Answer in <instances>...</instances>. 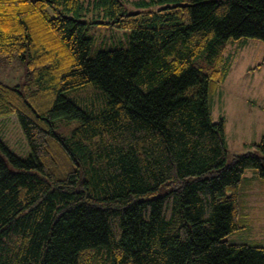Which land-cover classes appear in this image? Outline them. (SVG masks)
Returning a JSON list of instances; mask_svg holds the SVG:
<instances>
[{
    "label": "trees",
    "instance_id": "trees-1",
    "mask_svg": "<svg viewBox=\"0 0 264 264\" xmlns=\"http://www.w3.org/2000/svg\"><path fill=\"white\" fill-rule=\"evenodd\" d=\"M150 1L0 0V57L26 69L0 80V116L29 147L0 139V264H264V245L225 238L264 136L227 161L211 116L228 42L264 47V0ZM92 24L129 28L127 46L90 55Z\"/></svg>",
    "mask_w": 264,
    "mask_h": 264
},
{
    "label": "rangeland",
    "instance_id": "rangeland-1",
    "mask_svg": "<svg viewBox=\"0 0 264 264\" xmlns=\"http://www.w3.org/2000/svg\"><path fill=\"white\" fill-rule=\"evenodd\" d=\"M123 3L129 11L160 4L150 0H123ZM129 33V28L110 24L90 25L87 30V35L91 37L89 54L93 55L102 48L126 47ZM263 51L261 40L246 38L230 40L224 52L229 71L215 90L211 116L214 120L219 117L224 120L227 161L233 155L248 150L257 152L247 142H258L264 136V62L258 64ZM25 70L21 60L0 57L2 82L19 84ZM77 123L76 119H55L54 127L60 135H67ZM0 139L13 153L21 157L29 154L27 141L14 113L0 116ZM8 166L13 168L9 162ZM238 191L244 208L239 218L241 227L228 233L225 238L231 243L264 245V178L258 177L253 169H247Z\"/></svg>",
    "mask_w": 264,
    "mask_h": 264
}]
</instances>
